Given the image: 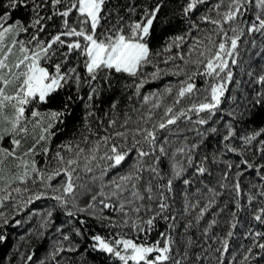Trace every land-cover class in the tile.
Returning <instances> with one entry per match:
<instances>
[{
    "label": "snow or ice",
    "instance_id": "6c2138e0",
    "mask_svg": "<svg viewBox=\"0 0 264 264\" xmlns=\"http://www.w3.org/2000/svg\"><path fill=\"white\" fill-rule=\"evenodd\" d=\"M163 6L164 0L144 4L139 19L125 21L118 9L109 7V0H0V207L15 201L14 215L48 198L52 205L41 217L45 228L52 224L54 212L65 214L71 227H55L59 238L44 258L51 264H67L57 257L66 249L80 248L74 236H88L90 247L110 256L112 264H200L212 251L220 254L216 264H224L237 210H244L245 168L240 160L258 177L249 182L255 191H247L246 198L254 221L264 225V127L240 136L231 121L221 131L213 120L233 80L232 66L240 62V46L256 47L259 36L264 50V0H184L180 13L188 21L187 31L154 49L149 38ZM24 9V15H14ZM129 11L137 8L130 6ZM162 53L161 61L157 58ZM167 73L183 78L142 92L148 80ZM117 74L124 77L120 87L128 92L129 103L121 115L119 100H112L100 116L94 98L105 82L113 87ZM248 74L261 85L254 102L264 104V67L259 74L253 69ZM197 77H203L204 84L198 85ZM66 86H75L85 100L84 131L53 148L57 124L64 123L71 109L68 104L62 109L41 105ZM82 86L88 87L86 98ZM92 116L101 130L91 126ZM30 124L33 142L25 146ZM212 134L220 139L208 152L206 140ZM237 136L242 143H234ZM228 153L239 159L226 158ZM41 154L43 164L37 159ZM9 158L15 171L8 168ZM214 166L219 169L215 175ZM227 190L236 208L227 234L219 236L212 230L225 207L218 198ZM21 193L27 197L18 198ZM214 206L217 211L201 227ZM89 218L103 231L91 232ZM159 221L165 222L164 230H159ZM0 223H8L3 212ZM181 226L183 232H176ZM192 229L205 241L219 242V247L204 244L190 260ZM244 235L251 243L240 264H264V231L250 228ZM26 259L31 261L32 255Z\"/></svg>",
    "mask_w": 264,
    "mask_h": 264
},
{
    "label": "trees",
    "instance_id": "16d2710c",
    "mask_svg": "<svg viewBox=\"0 0 264 264\" xmlns=\"http://www.w3.org/2000/svg\"><path fill=\"white\" fill-rule=\"evenodd\" d=\"M157 0H109V7L113 9H118L119 14L124 17L127 21L130 17L133 19H139L140 13L143 11V5L148 4L149 6L154 5ZM184 0H164V6L161 8L158 14V19L154 22V34L149 38L151 42V47L154 49H160L165 44L168 38L173 35L185 33L188 29V21L180 13V8L183 5ZM208 2V0H206ZM130 6H135L137 11L135 13L129 11ZM28 10L24 9L23 12H17L15 16H22ZM203 11V8L200 9ZM199 13H197L198 17ZM116 11L112 12V21L115 22ZM164 21H167L166 23ZM206 26V22L201 24V30L199 34L203 33V29ZM214 27V26H209ZM193 34H198L197 30H193ZM185 43H188L186 41ZM260 37L257 36V46L253 47L250 43L247 48L244 45L240 46V62L237 65H233V80L227 85V90L225 92L224 98L222 99V104L213 120L218 121L217 127L223 130V125L231 121L235 128L239 130V135L243 136L249 131L258 130L264 127V104L255 103L253 96L256 92L261 91V85L255 79V75L250 76L249 69L255 70L256 74H259L262 67H264V50L259 47ZM184 46L181 45V48ZM176 49H174L175 51ZM186 51V49H185ZM261 53V55H256V53ZM158 60H163V53ZM163 66V65H161ZM152 65L146 66L148 71L152 70ZM81 71L83 72V67L81 65ZM126 75V74H125ZM183 78L177 77L172 73H167L161 75L157 80H148L142 92H149L154 89L163 88V86L169 82H175L178 79ZM124 79L123 76L117 74V79L114 80L113 87L111 89L107 88V82H105L104 90L99 97L94 98V104L100 116H104V113L109 110V105L112 100H119L117 105L118 111L123 115L125 111V106L129 103L127 97L128 92H125L120 87V82ZM203 77H197L196 83L198 85L204 84ZM88 92L87 86H82L80 93L86 98ZM71 96L72 100L69 101L67 98ZM65 104H68L71 109L70 113L65 116L64 123L57 124L59 131L56 136L52 138V147L59 144L61 141L68 140L73 136H79L84 129L81 125L84 122L85 100L81 99L75 90V86L64 87L53 93L50 100L41 105L42 108L47 109H62ZM231 111H239L243 115L238 117H233L229 113ZM91 121V126L93 128L99 129L97 120L95 116L89 117ZM106 119V118H105ZM209 123H212L210 121ZM183 126V125H182ZM206 127V126H205ZM32 125H29V136L25 139V146L30 145L33 140V133L31 131ZM36 133H39V128L37 127ZM191 137L192 133H188ZM264 138V137H261ZM220 137L216 134H212V138L206 140L207 151L211 152L217 146V140ZM259 139V138H258ZM5 146H7V140H5ZM234 143H242L237 136ZM255 144L258 143L254 141ZM248 155H251L250 153ZM226 158L232 160H238V154L228 153ZM40 164H43L42 154L37 157ZM8 168L15 171L14 162L9 158L6 162ZM241 167L245 168L244 175L242 176L243 186L245 192L241 197V203L244 205V210H237L236 213V226L233 231V235L229 237V249L224 255V264H240L242 254L247 246L251 243V237L245 236L244 233L250 228H259L264 231V225L260 222L254 221L252 217V208H249L247 201V191H255V189H249V182L255 183L258 179L255 175L254 170L246 169L243 165L242 160H240ZM167 165L165 164V167ZM224 165L221 164L219 168H223ZM219 171L216 166L213 167L214 175ZM178 183V182H177ZM230 190H227L225 194H222L219 198V204L224 205L223 210L218 213V224L213 226V234L219 236H225L231 224V210L236 208L234 199L228 194ZM13 196H18L15 191L12 192ZM27 193L19 194L18 198H26ZM52 205V201L48 198H40L33 201L32 204L28 205L23 211L16 212L14 215L13 209L15 208V201H5V205L0 207V212H3L5 217L8 219V223H0V236H4V239H0V264H39L41 260L47 256L48 252L51 251L53 242L55 239L59 238V232L55 231V227L63 223L65 228L63 230H69L71 225L66 219L65 214L62 211H56L53 214L52 224L45 228L41 222V217L44 214L43 210L47 209ZM254 206H259V201L253 202ZM36 208L41 211L35 213L31 212V209ZM217 211V206H214L206 214L205 221L201 222V227L206 222V220L212 219V213ZM31 215V219L29 216ZM16 220H20L21 223H15ZM181 221V225H182ZM160 229L164 230L166 225L164 221H159ZM88 226H90L91 232L103 231L94 221L89 218ZM176 232H183V227H179L175 230ZM189 234L193 235L194 245L191 250L189 259L194 261L196 259L195 253L203 250V245L210 243L212 249L219 247V242L217 241H205L201 232L197 229H192ZM74 235V234H73ZM152 239L156 238L157 233L153 232ZM77 242L80 244V248L75 251H68L67 249L59 253L58 259L62 261H67V264H112V258L100 250H96L91 245V240L88 236L85 237H75ZM179 239V237H177ZM32 255V260L28 261L26 257ZM220 254L218 252L212 251V256L207 260H201L200 264H216L215 257ZM44 264H51L50 260H44Z\"/></svg>",
    "mask_w": 264,
    "mask_h": 264
}]
</instances>
